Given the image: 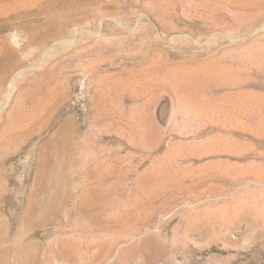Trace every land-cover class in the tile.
<instances>
[{
	"label": "rangeland",
	"instance_id": "obj_1",
	"mask_svg": "<svg viewBox=\"0 0 264 264\" xmlns=\"http://www.w3.org/2000/svg\"><path fill=\"white\" fill-rule=\"evenodd\" d=\"M239 1L0 0V264H264V0Z\"/></svg>",
	"mask_w": 264,
	"mask_h": 264
},
{
	"label": "bare ground",
	"instance_id": "obj_2",
	"mask_svg": "<svg viewBox=\"0 0 264 264\" xmlns=\"http://www.w3.org/2000/svg\"><path fill=\"white\" fill-rule=\"evenodd\" d=\"M204 0H202V4L204 5V6H206L205 5V3H207V2H209V1H207V2H203ZM212 1V0H211ZM235 2H237V3H242L241 1H239V0H234ZM197 2V1H196ZM214 2V1H213ZM211 4V3H210ZM264 4V3H263ZM237 5V4H236ZM211 6V5H210ZM216 6V5H215ZM212 9L214 10V8L212 7ZM215 10H217V8L215 9ZM217 12H219V11H217ZM215 14H216V12H215ZM214 14V15H215ZM1 69H5V68H1ZM5 80V78H1L0 77V81L2 82V81H4ZM67 121L66 122H64V124H63V126L61 127V130H66L67 129ZM144 136H145V138L146 139H152V138H154V133L150 130V129H147V130H145V132H144ZM51 142V141H50ZM50 142H48V143H46V145H45V147L44 148H48V146L50 145ZM12 159H14V157H5L4 159H2V161H1V163L3 164V165H6L9 161H11ZM44 187V186H43ZM37 200V199H36Z\"/></svg>",
	"mask_w": 264,
	"mask_h": 264
}]
</instances>
